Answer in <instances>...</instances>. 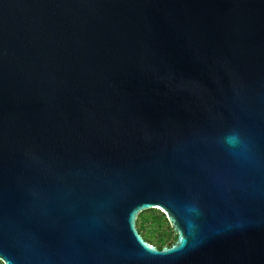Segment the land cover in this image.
<instances>
[{"label": "water", "instance_id": "obj_1", "mask_svg": "<svg viewBox=\"0 0 264 264\" xmlns=\"http://www.w3.org/2000/svg\"><path fill=\"white\" fill-rule=\"evenodd\" d=\"M0 263L264 264V0H0Z\"/></svg>", "mask_w": 264, "mask_h": 264}, {"label": "trees", "instance_id": "obj_2", "mask_svg": "<svg viewBox=\"0 0 264 264\" xmlns=\"http://www.w3.org/2000/svg\"><path fill=\"white\" fill-rule=\"evenodd\" d=\"M145 212H147L148 215H146ZM146 224H148V226H145ZM163 226L165 228H162ZM135 227L141 238L155 248L166 245L168 242V231L173 233L164 215L155 209H147L139 212L135 218ZM143 231H145L146 234H144ZM152 232L157 233V238L154 241L147 235Z\"/></svg>", "mask_w": 264, "mask_h": 264}, {"label": "rangeland", "instance_id": "obj_3", "mask_svg": "<svg viewBox=\"0 0 264 264\" xmlns=\"http://www.w3.org/2000/svg\"><path fill=\"white\" fill-rule=\"evenodd\" d=\"M145 214L148 215L147 212H145ZM145 226H148V224H146ZM162 228H165V227L163 226ZM143 233L146 234L145 231H143ZM147 235H149L150 239L153 241L157 238L156 232H152L150 234L148 233ZM173 241H174V233L168 231V242L166 243V245L171 244Z\"/></svg>", "mask_w": 264, "mask_h": 264}, {"label": "clouds", "instance_id": "obj_4", "mask_svg": "<svg viewBox=\"0 0 264 264\" xmlns=\"http://www.w3.org/2000/svg\"><path fill=\"white\" fill-rule=\"evenodd\" d=\"M226 139L230 145H234L237 142V137L235 135H231L227 137Z\"/></svg>", "mask_w": 264, "mask_h": 264}]
</instances>
